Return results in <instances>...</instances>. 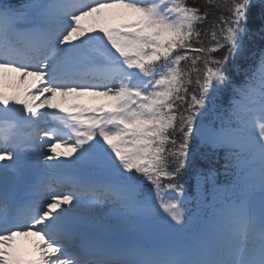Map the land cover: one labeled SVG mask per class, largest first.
Returning a JSON list of instances; mask_svg holds the SVG:
<instances>
[{
    "label": "snow or ice",
    "instance_id": "6c2138e0",
    "mask_svg": "<svg viewBox=\"0 0 264 264\" xmlns=\"http://www.w3.org/2000/svg\"><path fill=\"white\" fill-rule=\"evenodd\" d=\"M0 264H264V0H0Z\"/></svg>",
    "mask_w": 264,
    "mask_h": 264
},
{
    "label": "trees",
    "instance_id": "16d2710c",
    "mask_svg": "<svg viewBox=\"0 0 264 264\" xmlns=\"http://www.w3.org/2000/svg\"><path fill=\"white\" fill-rule=\"evenodd\" d=\"M198 3H202L203 0H197ZM255 46L256 47H260L261 46V42L257 39L256 42H255ZM252 46L250 45V50H251ZM255 60L254 59H246V60H240L239 63L241 65V69L242 71L237 74L235 72L231 73L232 75V79L235 83L239 84L243 78H244V72H243V69H247L249 68L250 65H254L255 64ZM209 108H211V105H209ZM207 122V120H206ZM193 149L196 150V142L194 141L193 142ZM201 161L205 164V161L203 160L202 157H200Z\"/></svg>",
    "mask_w": 264,
    "mask_h": 264
},
{
    "label": "rangeland",
    "instance_id": "374dc122",
    "mask_svg": "<svg viewBox=\"0 0 264 264\" xmlns=\"http://www.w3.org/2000/svg\"><path fill=\"white\" fill-rule=\"evenodd\" d=\"M28 240L21 239L20 242L24 245Z\"/></svg>",
    "mask_w": 264,
    "mask_h": 264
}]
</instances>
